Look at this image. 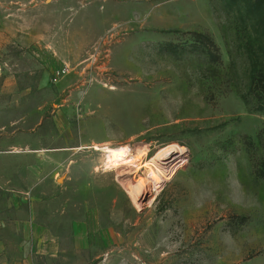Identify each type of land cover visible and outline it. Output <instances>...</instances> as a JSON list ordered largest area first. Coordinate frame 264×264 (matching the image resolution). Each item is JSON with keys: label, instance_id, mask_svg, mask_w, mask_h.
Here are the masks:
<instances>
[{"label": "rangeland", "instance_id": "374dc122", "mask_svg": "<svg viewBox=\"0 0 264 264\" xmlns=\"http://www.w3.org/2000/svg\"><path fill=\"white\" fill-rule=\"evenodd\" d=\"M56 1L79 57L74 44L34 73L23 111L0 112V126L23 117L0 136V264H264V23L249 0ZM170 145L185 154L170 176L137 173L138 210L102 147L146 165Z\"/></svg>", "mask_w": 264, "mask_h": 264}, {"label": "crops", "instance_id": "0c3cea01", "mask_svg": "<svg viewBox=\"0 0 264 264\" xmlns=\"http://www.w3.org/2000/svg\"><path fill=\"white\" fill-rule=\"evenodd\" d=\"M0 0V112L23 111L32 85L41 87L34 73L52 71L79 57V42L70 32L63 37L56 0ZM70 16V23H71ZM61 34V35H60ZM71 44V57L65 53ZM27 77V78H26ZM32 77V80H30ZM22 103V104H21ZM23 117L0 126V136L18 132ZM12 128V129H11ZM11 152H17L12 151Z\"/></svg>", "mask_w": 264, "mask_h": 264}, {"label": "bare ground", "instance_id": "6f19581e", "mask_svg": "<svg viewBox=\"0 0 264 264\" xmlns=\"http://www.w3.org/2000/svg\"><path fill=\"white\" fill-rule=\"evenodd\" d=\"M98 150L99 146H95ZM106 155V167L117 173L119 182L126 189L133 204L141 210L145 205L150 183L146 180L136 178L137 173L145 166L154 165L160 172L170 176L174 168L183 158L185 151L177 145H170L161 149L146 164L142 163L141 151L133 153L131 147L125 146L113 148L109 146L102 147Z\"/></svg>", "mask_w": 264, "mask_h": 264}, {"label": "trees", "instance_id": "16d2710c", "mask_svg": "<svg viewBox=\"0 0 264 264\" xmlns=\"http://www.w3.org/2000/svg\"><path fill=\"white\" fill-rule=\"evenodd\" d=\"M249 4H251L254 10L260 15L264 23V0H249Z\"/></svg>", "mask_w": 264, "mask_h": 264}, {"label": "built area", "instance_id": "2783aa9c", "mask_svg": "<svg viewBox=\"0 0 264 264\" xmlns=\"http://www.w3.org/2000/svg\"><path fill=\"white\" fill-rule=\"evenodd\" d=\"M65 69L64 68H62V69H60V70H57V73H56V76H60L61 74H65Z\"/></svg>", "mask_w": 264, "mask_h": 264}]
</instances>
